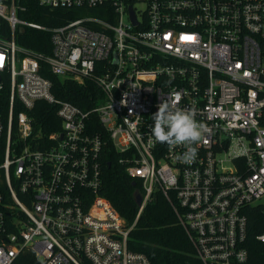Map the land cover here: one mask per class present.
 <instances>
[{
    "label": "built area",
    "instance_id": "2783aa9c",
    "mask_svg": "<svg viewBox=\"0 0 264 264\" xmlns=\"http://www.w3.org/2000/svg\"><path fill=\"white\" fill-rule=\"evenodd\" d=\"M36 1L77 16L48 27L0 0V89L7 81L10 91L0 116V264L25 251L37 264H152L128 242L156 192L203 264H264L250 254L248 218L253 206L264 211V0ZM27 28L49 31L52 51L19 42ZM43 64L93 80L94 106L55 96ZM39 100L62 121L46 137L33 134L27 112ZM163 101L194 108L211 129L192 164L178 160L186 146L152 136ZM111 149L141 183L132 223L100 194ZM255 240L264 244V231Z\"/></svg>",
    "mask_w": 264,
    "mask_h": 264
},
{
    "label": "trees",
    "instance_id": "16d2710c",
    "mask_svg": "<svg viewBox=\"0 0 264 264\" xmlns=\"http://www.w3.org/2000/svg\"><path fill=\"white\" fill-rule=\"evenodd\" d=\"M16 4L19 6V16L48 27L63 24L77 16L74 9H53L40 5L36 0H16ZM19 42L37 51L47 53L52 51L50 32L46 30L27 28L20 36ZM42 73L51 80L52 92L58 98L84 108H91L100 96L99 89L91 79H86L84 84H80L73 78L54 74L46 64L42 65ZM9 93L8 82L5 81L4 87L0 89V116L4 120L8 118ZM22 109L24 107L16 103L15 116ZM27 112L33 119V134L39 133L42 137H46L62 128V121L56 113V107L44 100L37 101ZM14 132H16L15 123ZM117 158L118 154L112 149L108 150L104 156L103 186L100 194L111 202L127 222L132 223L139 210L136 194L142 193L141 183L131 178L125 168L117 164ZM109 162H112L111 166L108 165ZM248 218L250 254L256 261H264L263 254H255L256 250L259 252L264 249V244L255 240V234L264 231L262 207H251ZM128 246L132 250L146 254L152 264H203L196 257L195 250L179 223L173 205L161 192H156L144 206L135 227L130 232ZM15 264H37V262L31 251H25Z\"/></svg>",
    "mask_w": 264,
    "mask_h": 264
},
{
    "label": "clouds",
    "instance_id": "9594fccd",
    "mask_svg": "<svg viewBox=\"0 0 264 264\" xmlns=\"http://www.w3.org/2000/svg\"><path fill=\"white\" fill-rule=\"evenodd\" d=\"M196 110L180 109L175 102L163 101L158 105V111L152 115V136L155 142L167 144L169 148L186 146V150L178 156L185 164H192L197 157V148L193 145L203 140L211 129L203 122L197 121Z\"/></svg>",
    "mask_w": 264,
    "mask_h": 264
},
{
    "label": "water",
    "instance_id": "95a60500",
    "mask_svg": "<svg viewBox=\"0 0 264 264\" xmlns=\"http://www.w3.org/2000/svg\"><path fill=\"white\" fill-rule=\"evenodd\" d=\"M108 165L111 166V163L109 162ZM134 183H135V182H134ZM136 202H137V204H138L139 206H140V205L142 204V202H143V197H142V195H141L140 193H137V194H136Z\"/></svg>",
    "mask_w": 264,
    "mask_h": 264
},
{
    "label": "snow or ice",
    "instance_id": "6c2138e0",
    "mask_svg": "<svg viewBox=\"0 0 264 264\" xmlns=\"http://www.w3.org/2000/svg\"><path fill=\"white\" fill-rule=\"evenodd\" d=\"M187 39H192L191 37H187Z\"/></svg>",
    "mask_w": 264,
    "mask_h": 264
}]
</instances>
